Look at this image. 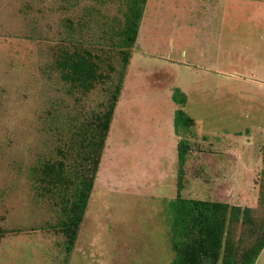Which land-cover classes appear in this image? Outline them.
<instances>
[{
	"label": "rangeland",
	"instance_id": "374dc122",
	"mask_svg": "<svg viewBox=\"0 0 264 264\" xmlns=\"http://www.w3.org/2000/svg\"><path fill=\"white\" fill-rule=\"evenodd\" d=\"M156 1H149L140 27L67 264L169 263L172 252L161 212L176 195V87L187 93L184 109L196 119L193 137L198 144L186 165L184 193L257 203L264 170L261 61L256 65L248 57L239 73L196 62V28L183 35L180 16L171 5L158 14L161 21L157 17L149 25ZM118 6L119 0H0V226L19 229L1 238L0 264L64 261L65 237L46 227L57 220L58 211L49 200L37 199L28 168L71 124L107 100L109 80L85 94L70 93L51 66L53 48L59 33L89 11L107 21L118 14Z\"/></svg>",
	"mask_w": 264,
	"mask_h": 264
},
{
	"label": "trees",
	"instance_id": "16d2710c",
	"mask_svg": "<svg viewBox=\"0 0 264 264\" xmlns=\"http://www.w3.org/2000/svg\"><path fill=\"white\" fill-rule=\"evenodd\" d=\"M147 2L119 0L118 14L107 21L89 11L59 33L53 48L51 66L70 93L78 90L85 94L109 80L107 100L71 124L58 143L38 154L28 168L37 199L49 200L58 211L57 220L46 227L65 237L62 264L70 260L78 239ZM172 96L180 107L174 114L178 136L176 195L165 202L161 212L172 252L168 264H255L264 248V170L258 178L256 204L185 194L186 165L198 145L193 137L196 119L184 109L188 101L185 91L176 87ZM262 150L264 158V144ZM18 231L0 226V239Z\"/></svg>",
	"mask_w": 264,
	"mask_h": 264
},
{
	"label": "crops",
	"instance_id": "0c3cea01",
	"mask_svg": "<svg viewBox=\"0 0 264 264\" xmlns=\"http://www.w3.org/2000/svg\"><path fill=\"white\" fill-rule=\"evenodd\" d=\"M155 3L156 8L148 16L149 25L156 23L157 17L161 21L166 7L171 5L180 16L183 35L187 37L196 28V49L192 54L196 62H206L218 71L239 73L249 57L256 65L261 61L258 67L264 76V0H157ZM154 10H158L157 13ZM256 47L259 50L252 52ZM181 52L187 56L186 48ZM255 264H264V248Z\"/></svg>",
	"mask_w": 264,
	"mask_h": 264
}]
</instances>
